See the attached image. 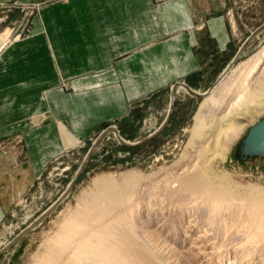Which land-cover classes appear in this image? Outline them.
<instances>
[{
    "label": "crops",
    "instance_id": "0c3cea01",
    "mask_svg": "<svg viewBox=\"0 0 264 264\" xmlns=\"http://www.w3.org/2000/svg\"><path fill=\"white\" fill-rule=\"evenodd\" d=\"M32 1L28 32L0 51V140L16 145L0 153V226L64 152L139 125L158 96L168 115L174 85L209 88L247 37L230 0Z\"/></svg>",
    "mask_w": 264,
    "mask_h": 264
},
{
    "label": "rangeland",
    "instance_id": "374dc122",
    "mask_svg": "<svg viewBox=\"0 0 264 264\" xmlns=\"http://www.w3.org/2000/svg\"><path fill=\"white\" fill-rule=\"evenodd\" d=\"M229 2V7L235 14L234 18H236L237 27L241 30H247L245 33V36H247L246 40L264 24V0H230ZM41 6V3H36L32 0H10L7 3H0V44L4 39H8L1 50L10 41L19 39L28 32L31 20ZM263 44L264 29L253 38L239 61L257 52ZM263 76L264 68L259 70L256 76L251 79L249 85L251 89L248 88V90L257 88ZM168 99V95H165V97L158 96L155 105H152L149 111L146 110L142 113L143 117L139 125L137 123H127L124 127L114 125L120 135L134 145H126L120 142L117 136L115 137L113 134V131L102 135L107 128L113 126L111 125L91 140L84 141L76 151L64 152L59 159L55 160L40 179V183L36 184L28 194L20 197V200L10 209L1 224L0 264H36L43 252L51 245V238L59 230L66 215L69 216L72 212L77 211L78 207L83 204V196L86 193L89 194L96 191L95 178L103 174H111L118 177L129 170L146 176L153 175L150 180H144L137 186L139 188L138 193L141 192L140 195L138 194L139 199L136 195L135 201L133 200L134 202L127 204L126 209L131 204H141L139 205L140 215L138 214V232L142 238L144 237V241L146 240L145 242L148 245L149 243L150 246L153 244L152 249L155 250L154 252L159 250L158 255L163 252L164 258H171L169 260L172 261L171 264L175 263L176 256L174 254L177 253L176 251H178L176 255L184 254L188 258H194V253H199L200 260L198 259L196 264H228V259L230 260L231 257L237 254L233 249H238L239 240L237 241L236 238H233L234 235H232L231 239V235H229L227 237L228 240L225 239L227 242L225 243L226 245L224 244L223 249H218L219 247L211 245L212 241L209 238L199 241V236L208 231V228L203 226L204 220L201 219L199 221L198 227L196 225L198 224L196 222L198 218L193 214L194 212L189 211L183 217V206L180 208L181 204L178 202L177 197L161 192L165 188L163 186L165 180L171 178L174 180L180 174L196 169L197 156L202 146L206 144L205 142L197 143L198 145L193 148L194 143H192L193 140L190 136L196 123V113L202 98H197L184 92L177 94L172 116L162 132L155 138L146 140L165 121ZM260 112L253 118L255 120L252 123L245 122L246 125L248 123L245 130L228 137V140L230 138L232 141L230 142V152H228L227 160L223 162L220 158L215 159L216 169L219 172L229 173L233 184H241L243 186L250 183L264 186V161L256 160L248 163H239L234 157V148L247 134L249 127L264 117V110ZM219 113H221L220 115L223 114L221 111ZM38 119L45 120V114L31 117L29 124L34 127L37 126L40 123V121L37 122ZM153 121H155L157 129L152 127L151 123ZM11 146L16 147V145L5 143L4 139L0 140V153H7V148H11ZM90 151H92L91 154H89ZM85 161L86 165L78 179L71 187V190L65 194ZM137 183H135V186ZM149 188H154V191L151 190L153 195L150 194L154 198L149 195ZM158 193L163 194L158 195L162 198L156 197ZM62 196V201L49 211L50 207ZM102 203L106 206V203ZM126 209L123 210L126 211ZM121 212L122 209L120 212L116 210L112 217L115 213L121 214ZM116 214L115 216H118ZM112 220L114 219L112 218ZM161 220L166 222V226L158 227V221L161 222ZM178 225L179 227L181 226L180 230L182 232H180L182 235L181 239L175 242V236L169 234V229ZM28 229L30 230L19 241L12 244L21 233ZM208 233L211 234L210 231ZM234 240L236 242H233ZM165 241H167V245L171 243L177 248L171 250L167 245L164 246L163 242ZM153 246L156 247L153 248ZM7 247L10 248L3 251ZM179 251L183 253L180 254ZM210 252H213L214 256L210 255ZM222 255L224 256L223 258Z\"/></svg>",
    "mask_w": 264,
    "mask_h": 264
},
{
    "label": "bare ground",
    "instance_id": "6f19581e",
    "mask_svg": "<svg viewBox=\"0 0 264 264\" xmlns=\"http://www.w3.org/2000/svg\"><path fill=\"white\" fill-rule=\"evenodd\" d=\"M7 41L8 39H4L1 42L0 50ZM263 68L264 44L251 56L238 61L209 89L202 91L191 87L202 95L196 113V123L190 135L194 143L193 148L198 145L197 143L206 144L199 151L196 169L184 172L174 180L172 178L165 180L163 184L165 188L161 190L166 195L172 194L173 197H177L181 204L179 207L183 206V217L189 211L194 212L198 218L196 221L198 224L195 223L198 227L199 221L204 220L203 226L208 228V231L199 236V241L209 238L212 241L211 245L223 249L227 242L225 239L228 240L229 235L231 239L234 235L233 238L239 240L238 251L233 249L237 254L228 259V264H264V186L250 183L243 186L233 184L230 174L219 172L215 164L217 158L223 162L228 158L232 141L230 138L229 141L228 137L245 130L248 125L245 122L252 123L255 120L253 118L264 110V76L257 88L248 90L251 79ZM181 84L180 91L189 94L184 86L186 83ZM220 111L223 112L222 115ZM112 127L113 134L118 138L120 133L114 125ZM122 139L130 143L124 137ZM152 177L153 175L146 176L131 170L118 177L111 174L96 177L94 180L96 191L86 193L83 196V204L77 211L63 217L64 221L59 230L51 238V245L36 264H171L170 257L164 258L163 252L158 255L159 250L154 252L153 244L148 245L144 237L139 235L138 214L141 211L139 206L141 204H131L130 208L126 209L127 204L141 193H138L137 186ZM149 189L150 195L154 188ZM159 194L162 193H158L156 197L160 198ZM102 202L106 203V206ZM121 209V214L115 213L118 216L114 214L115 218L112 217L116 210L120 212ZM158 223V227L166 226V222L162 220ZM177 227L169 229V234L175 236V238L173 236L175 242L181 239L182 235L181 226ZM163 243L164 246L167 245V241ZM168 244L171 250L177 248L171 243ZM176 254L174 264H196L197 260H200L199 253H194V258ZM209 254L214 256L213 252Z\"/></svg>",
    "mask_w": 264,
    "mask_h": 264
},
{
    "label": "water",
    "instance_id": "95a60500",
    "mask_svg": "<svg viewBox=\"0 0 264 264\" xmlns=\"http://www.w3.org/2000/svg\"><path fill=\"white\" fill-rule=\"evenodd\" d=\"M263 29H264V24L258 30H256L254 33H252V35H250L244 41V43L242 44V46L238 50L237 54L235 55V57L231 60V62L228 64V66L226 67V69L224 70V72L221 74V76L219 77V79L216 82H218L224 75H226L229 72V70L239 61V59L242 57L244 51L246 50V48L248 47V45L250 44V42ZM180 85H182V84L181 83H177L176 85H174V87L172 89L170 109H169V113H168L165 121L163 122V124L154 133H152L151 135H149L148 138H146V140H151V139L155 138L159 133L162 132V130L168 124V122H169V120H170V118L172 116V112L174 110L175 101H176V97H177V88ZM184 86L188 89V92H189L190 95H192L194 97H197V98H202V95H200V93H197L196 91H194L187 84H184ZM112 131H113V127L111 126V127L107 128L106 131H104L102 135H105L108 132H112ZM118 139H119L120 142H123L126 145H128V144L129 145H134L132 143H127L126 141H124L120 135H119ZM91 152L92 151H90L89 154H91ZM234 157H235V159L239 163H248V162L256 161V160H262V161H264V117L261 118L260 120H258L257 122H255L254 124H252L249 127V129L247 131V134L235 146V148H234ZM85 165H86V161L84 162V164L82 165V167H80V169L78 170L77 174L75 175L74 179L70 183L69 188H68V190L66 191L65 194H67L71 190V187L73 186V184L78 179V177H79L80 173L82 172V170L84 169ZM62 198H63V196L57 202H55L54 205H52V207H50L49 211L51 209H53L54 207H56L57 204L60 201H62ZM29 230L30 229H28L27 231L21 233L12 242V244H14L17 241H19L20 238L22 236H24ZM9 248L10 247H7L3 251L8 250Z\"/></svg>",
    "mask_w": 264,
    "mask_h": 264
},
{
    "label": "built area",
    "instance_id": "2783aa9c",
    "mask_svg": "<svg viewBox=\"0 0 264 264\" xmlns=\"http://www.w3.org/2000/svg\"><path fill=\"white\" fill-rule=\"evenodd\" d=\"M164 1H167V0H154V2L157 3V4L162 3Z\"/></svg>",
    "mask_w": 264,
    "mask_h": 264
}]
</instances>
